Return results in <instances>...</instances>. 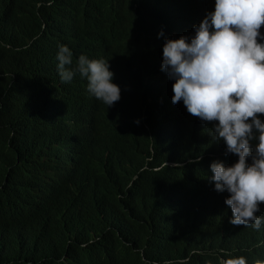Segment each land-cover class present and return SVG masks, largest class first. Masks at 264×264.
Segmentation results:
<instances>
[{"label": "trees", "instance_id": "trees-1", "mask_svg": "<svg viewBox=\"0 0 264 264\" xmlns=\"http://www.w3.org/2000/svg\"><path fill=\"white\" fill-rule=\"evenodd\" d=\"M205 6L0 0V264L264 261V227L234 229L229 196L197 188L212 176L195 161L218 152L209 135H172L193 116L172 103L159 45ZM60 46L72 68L108 61L120 100L108 107L79 72L63 82Z\"/></svg>", "mask_w": 264, "mask_h": 264}, {"label": "clouds", "instance_id": "clouds-1", "mask_svg": "<svg viewBox=\"0 0 264 264\" xmlns=\"http://www.w3.org/2000/svg\"><path fill=\"white\" fill-rule=\"evenodd\" d=\"M203 1L208 14L188 35L159 45L162 70L173 83L172 103L176 108L184 104L193 116L188 128L172 135L190 134L195 141L209 135L218 152L195 161L209 162L212 176L197 188L216 189L221 199L229 196L225 203L234 229L259 230L264 227V0ZM57 59L63 82L79 72L89 92L108 107L120 100L117 82H124L116 69L109 70L108 61L81 55L72 68L67 46H60ZM227 264L247 260L240 256Z\"/></svg>", "mask_w": 264, "mask_h": 264}, {"label": "bare ground", "instance_id": "bare-ground-1", "mask_svg": "<svg viewBox=\"0 0 264 264\" xmlns=\"http://www.w3.org/2000/svg\"><path fill=\"white\" fill-rule=\"evenodd\" d=\"M125 93V92H124ZM182 105V104H181ZM126 108V107H125ZM255 232H257V231H255ZM257 259H258V257H257ZM249 262H251V261H249ZM251 264V263H250Z\"/></svg>", "mask_w": 264, "mask_h": 264}]
</instances>
